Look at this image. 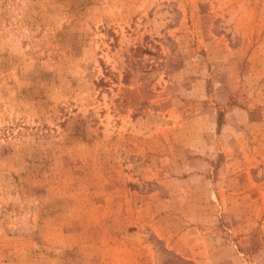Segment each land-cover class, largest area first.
<instances>
[{
  "label": "rangeland",
  "instance_id": "1",
  "mask_svg": "<svg viewBox=\"0 0 264 264\" xmlns=\"http://www.w3.org/2000/svg\"><path fill=\"white\" fill-rule=\"evenodd\" d=\"M0 264H264V0H0Z\"/></svg>",
  "mask_w": 264,
  "mask_h": 264
}]
</instances>
